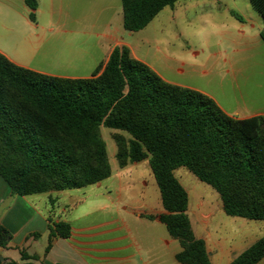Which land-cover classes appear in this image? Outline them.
I'll use <instances>...</instances> for the list:
<instances>
[{
    "label": "crops",
    "instance_id": "0c3cea01",
    "mask_svg": "<svg viewBox=\"0 0 264 264\" xmlns=\"http://www.w3.org/2000/svg\"><path fill=\"white\" fill-rule=\"evenodd\" d=\"M35 1L31 12L24 0H0V53L12 63L54 77L90 78L114 48L125 47L165 82L208 96L231 117L264 116V23L249 0H179L166 7L169 11L162 9L158 14L166 12L175 24L182 18L200 46L169 52L167 35L153 42L145 36L132 39L142 31L123 28L121 0ZM180 31L175 40H185ZM136 41L145 45L143 53L136 54ZM254 78L259 81L251 83ZM141 162L149 167L146 158L119 168L118 182ZM173 174L188 197L193 236L204 242L211 264H230L264 236V220L227 215L211 186L183 167ZM113 176L111 170L104 180ZM153 183L149 198L146 191L137 194L130 182V200L121 206L127 189L121 183L117 199L107 189L110 201L103 204L73 193L88 186L16 195L0 176V224L11 234L7 246L0 247V264H180L175 256L181 246L159 221L165 211ZM97 212L109 215L93 216ZM59 222L70 227L67 238L51 237L50 226ZM257 264H264V258Z\"/></svg>",
    "mask_w": 264,
    "mask_h": 264
},
{
    "label": "trees",
    "instance_id": "16d2710c",
    "mask_svg": "<svg viewBox=\"0 0 264 264\" xmlns=\"http://www.w3.org/2000/svg\"><path fill=\"white\" fill-rule=\"evenodd\" d=\"M179 0H121L123 28L142 30ZM33 12L35 0H24ZM264 23V0H249ZM242 21V17L232 13ZM34 14L30 13L31 20ZM264 41V34L261 33ZM113 134L119 168L148 158L180 264H211L194 238L188 197L174 170L186 168L220 196L229 216L264 220V116L237 119L208 96L162 80L129 51L114 48L90 78H60L18 66L0 53V176L13 194L98 183L111 174L100 128ZM52 236L67 238L63 222ZM11 234L0 224V247ZM264 236L230 264H257Z\"/></svg>",
    "mask_w": 264,
    "mask_h": 264
},
{
    "label": "rangeland",
    "instance_id": "374dc122",
    "mask_svg": "<svg viewBox=\"0 0 264 264\" xmlns=\"http://www.w3.org/2000/svg\"><path fill=\"white\" fill-rule=\"evenodd\" d=\"M166 9H167L166 11H169V8H166ZM165 13L166 12H162L158 14V16H156L155 20L151 24H149V26L141 30L142 32H138V34H133V36H131L132 39L145 36L151 42H153L155 38L157 39V41H159L162 37H165L167 35V41L168 43H170L167 48L168 52L178 50L179 47H182V49L185 51L186 50H189V51L197 50L200 46L198 45V40L192 38L191 28L187 27L185 29L184 20L182 18L177 20L176 24L174 23V21L170 19L168 20L167 17L165 16ZM182 27H184V31ZM180 30L183 31L185 35V38H184L185 40H182V39L175 40V35L179 33ZM210 42L212 45L214 44V38L212 35H210ZM145 49L146 47L141 41H138V42L136 41V49H135L136 54H139L140 51L143 53ZM256 81H259V79L254 78V80H252L251 83H255ZM100 132L105 142L109 164H112L110 165V168L113 171L114 176L113 178H110L109 180L102 181L100 186H96V185L88 186L86 188H82L73 193H75L76 196L85 198L87 202L90 200H95L101 203L103 202V204H105V202L110 201V199L107 196L108 193L106 192V190L108 189L111 191L112 195L110 198H112L113 200L117 199L115 196V191H116L117 185L121 183V186L127 185L126 191L123 189L121 193V198H122L121 200L123 201L121 203V206H125L127 201L130 200V182L134 181L136 184L135 189L137 191V194H140L141 190H143V191L148 192L146 196H149L150 198L152 196L151 192L153 188L151 185L154 182V180H153V175L149 167L141 165L143 164V162L130 166L127 170L128 176L124 174L125 172H123V174L119 178L120 182H118V179L115 177L116 174L120 173L121 171L116 163V159L114 156L116 153V147H115L112 137H113V134L115 133H120L124 135L126 138H128V136L122 132L103 128V127L100 128ZM130 174H131V177H130ZM143 182H146V186L142 184ZM204 187L212 190L209 186L204 185ZM198 192L201 193V190H198ZM213 192L216 193L215 191ZM107 215L109 214L104 213V212L102 213L97 212L93 214V216L104 217V218L107 217Z\"/></svg>",
    "mask_w": 264,
    "mask_h": 264
}]
</instances>
